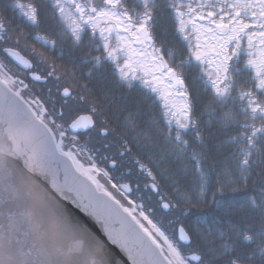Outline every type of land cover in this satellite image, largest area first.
Segmentation results:
<instances>
[{"label":"snow or ice","instance_id":"obj_1","mask_svg":"<svg viewBox=\"0 0 264 264\" xmlns=\"http://www.w3.org/2000/svg\"><path fill=\"white\" fill-rule=\"evenodd\" d=\"M105 240L264 264V0H0V264H113Z\"/></svg>","mask_w":264,"mask_h":264},{"label":"water","instance_id":"obj_2","mask_svg":"<svg viewBox=\"0 0 264 264\" xmlns=\"http://www.w3.org/2000/svg\"><path fill=\"white\" fill-rule=\"evenodd\" d=\"M12 179L14 180V182L17 183L18 186H21L22 192H23L22 181H27L29 183H31L32 181V178L29 177L26 173L23 174L22 176L14 175ZM36 191L39 192V189L37 188ZM24 201H26L28 206L33 207L34 211H36L38 215L42 213V209L39 207L38 201L28 196L24 197ZM66 207L69 208V210L73 213L74 216L78 217L82 222L88 224L89 227H91L92 230L101 239H104L103 233L100 231L99 226L95 225L89 217L85 216L79 209H76L72 207L71 205L66 204ZM56 242L66 247L69 241L67 239L57 238ZM105 244L108 248L109 256L112 259L113 264H129V262L127 261L126 255L118 247L109 244L107 240H105ZM71 264H78L77 259L73 258V260L71 261Z\"/></svg>","mask_w":264,"mask_h":264},{"label":"trees","instance_id":"obj_3","mask_svg":"<svg viewBox=\"0 0 264 264\" xmlns=\"http://www.w3.org/2000/svg\"><path fill=\"white\" fill-rule=\"evenodd\" d=\"M84 71H87V69H84ZM80 74L78 73V76ZM111 80V75L108 74L107 72L105 73V75L103 77L98 78L97 80H94L92 82L89 83L90 87H99L101 84L107 85L108 82ZM132 97H134L133 95H131ZM157 104H160L159 98L157 97ZM121 129H117V132H120ZM134 153H135V149H133Z\"/></svg>","mask_w":264,"mask_h":264},{"label":"flooded vegetation","instance_id":"obj_4","mask_svg":"<svg viewBox=\"0 0 264 264\" xmlns=\"http://www.w3.org/2000/svg\"><path fill=\"white\" fill-rule=\"evenodd\" d=\"M131 95L134 96L133 98H138V93H137L136 91H133V92L131 93ZM102 182H103V181H102Z\"/></svg>","mask_w":264,"mask_h":264}]
</instances>
